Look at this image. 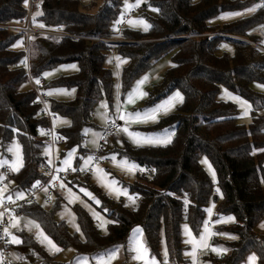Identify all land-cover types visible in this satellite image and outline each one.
Here are the masks:
<instances>
[{
  "label": "trees",
  "instance_id": "16d2710c",
  "mask_svg": "<svg viewBox=\"0 0 264 264\" xmlns=\"http://www.w3.org/2000/svg\"><path fill=\"white\" fill-rule=\"evenodd\" d=\"M254 3L257 0H149L148 4L158 9L156 17L149 19L152 27L147 32L120 28L115 34L111 25L120 14L121 0H102L99 5L96 0L86 5L79 0H40L39 8L36 5L33 10L39 9L42 15L33 23L31 14V26L39 28L43 23L44 30L62 28L70 36L54 41L33 35L27 45L22 32L6 28L26 26L24 0H0V150L4 152L11 140H16L23 160L5 196L15 197L19 191L25 194L36 181H43L45 175L39 167L48 164L43 151L49 146L40 131L47 121L34 104L25 70L11 68L24 58L27 46L35 78H43L44 73L62 64L77 67L73 75L45 82L46 91L74 89L72 100L49 98L51 110L70 122L56 131L64 139V153L75 148L76 159L85 154L82 141L84 131L94 127V107L103 99L109 104L113 97V73L105 66L108 51L128 60L120 71L122 96L154 63L170 55L172 65L161 83L148 92L145 104L151 107L175 90L183 97L170 115L139 128L147 133L174 130L170 144L134 148L126 143L117 154L146 169L132 183L122 182L138 197L137 208L126 209L121 202L110 201L94 190L100 202L97 209L112 221L105 233L78 204L72 211L82 239L70 233L64 222L56 221L54 212L63 200L60 191L52 196L50 208L26 202L14 214L40 224L61 250L71 249L75 256L91 257L123 246L129 231L139 227L150 257L155 256L158 263L164 234L169 264H190L182 256L181 225L185 223L198 234L205 210L214 199L218 217L235 218V223L220 226L216 233L225 232L235 239L213 236L212 243L222 245L227 252L218 258L203 256L202 261L241 264L254 253L257 264H264V233L256 229L264 218V113L258 114L264 109V94L251 90L253 83H264V52L253 46L264 48L256 31L264 24V8L229 22L219 19L222 13L244 12ZM115 35L123 42H110ZM17 40L21 43L14 47ZM222 44L232 47L230 54ZM220 87L249 102L251 119L247 126L238 122L233 103L219 100ZM203 156L215 172V182L201 167ZM148 170H154L155 175L149 176ZM85 180H66L64 185L77 190L75 187ZM17 237L22 241L17 246L26 250L31 264H62L57 254L49 255L32 236L22 231Z\"/></svg>",
  "mask_w": 264,
  "mask_h": 264
},
{
  "label": "snow or ice",
  "instance_id": "6c2138e0",
  "mask_svg": "<svg viewBox=\"0 0 264 264\" xmlns=\"http://www.w3.org/2000/svg\"><path fill=\"white\" fill-rule=\"evenodd\" d=\"M24 2H25V6H27L28 0H24ZM141 3H142V0H135V3H129L128 0H124V5H123V9L121 11L120 17L114 21L113 31H118V29L116 28V25L124 22L123 18L126 16L127 12L131 11L134 8L139 7ZM37 8H39V4H37ZM258 8H264V0H261L260 3H254L251 7L245 8L243 13H241V12L222 13L221 16L219 17V19H229L231 17H237V16H241L244 14H251V13H254ZM151 10L152 11H158V9H156V8H152ZM40 15H42V13L39 11H37L36 13L33 14V16H32L33 23H37L36 17L40 16ZM126 22H127L129 27H135L137 25L141 26L142 30L145 32H147L152 27V25L148 24L142 18H140V19H127ZM38 26L40 28H43L44 24L39 23ZM260 27H261L262 32H264V25H261ZM29 39H31V37ZM20 43L21 42L19 40H17L16 44L13 46L14 47L19 46ZM261 43L264 44V40H262ZM222 47H224V46L222 45ZM115 59L117 61L116 68H120L123 63H126V60H124L120 57H116ZM21 63L24 64L25 67L27 66L26 61H21ZM44 75L48 76V75H50V73H44ZM148 78L149 77L146 75L136 82V84L131 88V90L127 92V94L124 98V104L134 103L137 99H141L145 95H147V93L142 91L141 86L148 80ZM36 83L39 84L40 81L37 80ZM117 87H119V86H117ZM257 87L264 89V85H257ZM72 91H74V89ZM54 93L63 94V95H70L69 92H67L66 90H63V89L49 90L48 92H46L44 94L45 95H53ZM226 95H231V94L226 93ZM231 98L234 101H236L242 107L243 111H242L241 115L247 116L248 112L251 111V105L247 101L241 99L238 96H232ZM177 100H179L181 102L183 100V97L180 95L179 92L173 94L164 102L157 104L152 108L146 109L142 113L139 111L131 113V112H125L122 110V106L120 103V97L117 96L116 97V104L114 105L115 116L112 117L113 127L116 126L115 120H117V119L123 120L125 122V126L122 128H119L118 132L122 131L137 146H140L143 143H147V144L167 143L170 140V135L166 134L164 137L144 135L140 132L129 131L128 125L133 123V122H135V123H147L148 121L155 122L157 119V115L161 111H163L165 114H167V112L170 111L174 107V102ZM100 108L105 110L103 113H100V115H101V118L104 119L105 122H107V120L109 118V114H108L109 105L107 103L101 101ZM53 116H54L53 126H55L56 121L59 120L60 118L56 117L55 114H53ZM63 123H70V122L63 121ZM15 131H16V129H13V132H15ZM40 131H41V134L43 135L44 134L43 130H40ZM85 134H87V131H85ZM51 135L53 137V140H55L56 139L55 134L51 133ZM60 138H63V137H60ZM92 143L95 145L96 141L93 140ZM7 150L10 153H12L14 159L12 160L11 163H9L8 161L0 160V167L7 164L8 168L11 172H13V173L18 172L19 168L22 167L20 145L15 140H13L12 144L8 147ZM75 152H76V149L73 148L72 150H70L66 154L64 159L61 160V162H60L61 167L57 168L56 172L65 171L66 169H72L73 171L77 170L75 168H72V165H71V160H72ZM44 154L45 155L49 154V148H45ZM101 158L103 159V157H101ZM111 159L113 161H115L116 157L113 156V157H111ZM47 163H48L49 167L52 166V160L50 158L47 161ZM118 163H119V166H121L123 169H125L129 172H132L135 170H139L140 172L145 171V169L139 168V166L136 163L129 162L127 158H123V159L119 160ZM203 163L207 164V161L205 160V161H203ZM89 166H91V170L93 172L94 177L97 179V181L99 183H101L109 191V193L115 192L117 196H119L120 194L127 195L126 189H121V188L115 187V185L117 184V181L109 180L107 178V173L103 169H100L99 167H97L94 164V158L91 155L84 158L83 163L80 164V166H79V170L82 172L87 171ZM209 170L211 171V166H209ZM4 179H5L4 174L0 173V181H3ZM213 179H214V173H213ZM56 180H57V176L52 175L51 179L48 182L49 185H51L52 182L56 181ZM60 186L62 189H65V191L67 193L66 198H68L69 203H73L75 200L79 199V197H77L76 194L73 193L70 188H65L64 184H61ZM31 187H32V189H36L37 187H42V186H41L40 181H36L34 184H32ZM42 190L45 192L48 191L47 188H43V187H42ZM6 191H7L6 187L0 188V197H3V193ZM80 191H82L84 193V195H86L94 203H96V204L100 203L95 198V196H93V194L91 192H89L87 189L81 188ZM15 196H16L17 200L24 199V192L23 191L16 192ZM128 198L130 200H132L133 203L135 202V200L132 197H128ZM7 199L9 201H11L12 196L9 195L7 197ZM48 199L51 200V199H53V197H49ZM31 202H32L31 200L28 201V203H31ZM2 203H3V200L0 199V204H2ZM184 203H185V205H187L189 203L187 196L184 197ZM125 206H127V205H125ZM206 211L209 213V215H211L212 208L209 207ZM5 212H8V214H9L10 224L8 227H4L3 233H2V235H0V238H4L5 242L7 244L18 245V244L22 243V241L19 237L14 235L10 229H18L19 230L21 218L19 216L12 215L7 208L4 209V212H0V218H2L4 216ZM91 214L93 215L94 218H99V213L92 212ZM61 218L63 219V217H61ZM74 221H75V216H72V222H73V226L75 228V231L80 232V228L78 226H75ZM228 222L235 223V218L232 216L222 217L220 220L216 221L215 223H228ZM108 223H112V221L105 220L102 222L100 227L103 229L104 225L108 224ZM208 224H209V221L205 220L204 221V228L200 232L198 239L193 237L192 232L189 230L187 225L183 226L184 233L188 237V239H186L184 241V243L191 245V251H186L184 253V255L191 259V264H198V255H197L198 249L210 250L213 253L217 254L218 256L223 255L227 252V249H225L223 247L210 246L208 244L209 237H211L213 235H222V236H227L230 239H235V237L231 236L230 234L223 233V232L216 233V232L211 231L208 227ZM260 227L264 228V222L261 223ZM23 228L25 230H29V231H31L32 229H35V238L37 239V241L39 243H41L45 246L46 250H48L50 254H54L56 252L61 251V249L57 246V244L54 243L47 235H45L44 231L41 229V225L36 223L34 220L25 221ZM141 235H142L141 229L139 227H137V228L133 229L132 235L129 237L128 251L130 253H134V255L131 256V259L134 261H142L143 264H157V258L155 256H151V257L149 256L148 249L146 248L145 244L143 243ZM162 243H163V241H162ZM119 251H120V248L116 247V248L111 249V250H106L105 252L95 256L94 259H95L96 264H111V261L116 258V255ZM6 255L9 258L7 261V264H13V259H19V260L23 259L22 257H14V255L12 253L5 254L3 252H0V264H5ZM88 261H89L88 257H78L74 261V264H88ZM256 261H257V256L255 254H252V255H249L247 257L246 264H256ZM162 264H169V253H168L167 249H165L163 251Z\"/></svg>",
  "mask_w": 264,
  "mask_h": 264
},
{
  "label": "rangeland",
  "instance_id": "374dc122",
  "mask_svg": "<svg viewBox=\"0 0 264 264\" xmlns=\"http://www.w3.org/2000/svg\"><path fill=\"white\" fill-rule=\"evenodd\" d=\"M79 1L82 4H85V5L89 3V0H79ZM101 1L102 0H96V4L99 5L101 3ZM128 2L129 3H135V0H128ZM148 2H149V0H142V3L140 4L139 7L134 8L131 11L127 12L126 16L123 18L124 22H122L121 24L116 25V28L117 29L127 28V29H130V30H133V31L145 32V31L142 30V27L139 26V25H137L135 27H129L126 21H127V19H140V18H142L148 24H150L149 19H152V18L156 17L157 11H152L151 9L154 8V7H151L148 4ZM123 5H124V0H121L120 14H121V11L123 9ZM93 10H95V8ZM37 11H39V9H36L35 8L33 10L32 16ZM120 14H119L118 18L120 17ZM244 15H241V16L243 17ZM238 17H240V16L231 17V18H229V20L237 19ZM113 24L111 25V29L112 30H113ZM113 33L117 34L118 31H113ZM113 38L114 39L111 40V42H113V43H122L123 42V41L122 42H118L119 41L118 40L119 38H118L117 35H115ZM222 45L224 46L223 48L225 49V51H227V53L230 54L231 51H232V47H230V45L228 46L226 44H222ZM106 55H107V59H106V62H105V66L111 68L112 73H113V81H114V87H113V93H112V96L113 97H112L111 101L109 102V104H108V102L105 99L101 100V101H103V102H105V103H107L109 105V108H108L109 118H108V120H110V118H112V117L115 116V107H114V105L116 104V97L119 96L120 97V101H121L122 98H125L124 95L126 96L127 92L131 90V88L136 84V82L138 80H140L142 77L146 76V75H148L149 78H148V80L141 87H142V91L145 92V93H147V95H145L141 99H137L131 105V107H129L131 109L129 111H126V112L134 113V112L139 111V112L142 113L146 109L152 108L155 105L164 102L170 96H172L173 94L179 92L178 90H175V91L171 92L167 98H165V99H163V100L155 103V105H153L151 107H145V105H144V102L149 97L148 92L153 88V86L155 84H159L162 81L161 78H162L163 74L172 65L171 64V57L169 55V56H166V57L160 59L156 63H154V66L150 70H148L145 74H143L142 76H140L139 79H137L136 82L134 84H132V86L122 96V94H121L120 71H121L123 65H125L128 62V60L125 59V58H123L124 60H126V63H123L120 68H116L117 61H116L115 58L118 57L117 54L114 51L110 50V51H108L106 53ZM76 72H77V67H76L75 64H62V66H58V67H56V68H54L52 70L47 71V73H50V75H48V76L43 75V79H44V81L46 83H48V82H50V81H52L54 79H57L58 77L73 75ZM148 81H150V82H148ZM257 85H264V83H261V84L253 83L251 85V90H253L254 92H257L259 94H264V89H262L260 87H257ZM117 86H119V87H117ZM23 88L24 89L27 88V85H24ZM54 89H63V90H66L67 92L70 93V95H63V94H56V93H54L53 95H48L50 98H52L55 101H61V102H63V101L72 100L75 97V92L72 91L73 89H67V88H64V87L63 88H58V87L49 88L46 92H48L49 90H54ZM219 93H220L219 94V97H218L219 100L224 101V102L233 103L235 105V107L238 109V116H237L238 122L239 123H242L243 125H246L247 126L249 124V122H250V119H251V117H250V112L251 111L248 112L247 116H242L241 115V113L243 111L242 107L236 101H234L231 98L232 96H238V97H240V96L238 94H236V93L229 92L224 87H220ZM226 93H229L231 95H226ZM241 99H243V98H241ZM101 101L96 104V106L94 107V110H93L94 114H93V117H92V121H93V123L96 126L102 125L103 123H105V120L102 119L101 118V115H100V113H103L105 111L104 109H101L100 108ZM245 101H247V100H245ZM180 104H181V101H179V100L175 101L174 102V107L170 111H168L167 114H165L163 111H161L157 115L156 121L158 120V118L163 117V116L168 115V114H171V112H174L175 111L174 110L175 107L178 106V105H180ZM132 108H135V109H132ZM262 113H264V109H262V111H260L258 114L262 115ZM120 121L123 123V126H125V122L123 120H120ZM62 122L63 121H59L57 123V126L55 125V128L61 127V125L64 124ZM155 122H152L151 121L149 123L140 124V125H151V124H153ZM140 125H131V126H128L129 127V131L140 132V131H137L136 130V127H139ZM85 131H87V135L89 133H91V134H95L96 133V130H91V129L90 130H85ZM140 133H142L144 135H151V136H158L159 137V133H156V134H153V133H143V132H140ZM12 142H13V140H11V142L7 145V147L5 148L4 152H2L0 150V160L8 161L9 163L12 162V160L14 159V157H13L12 153H10L7 150L8 147L12 144ZM167 143H162V144H147V143H143V145H145V146L146 145H150V146L159 145L160 146V145H165ZM122 146H123V142H121L120 139H116V140H113L112 143H109L108 145H106V148H107V151L108 150L111 151V149H113L114 147H116L117 149H121ZM60 151H61L60 149L59 150H56V149L54 150V154H55V158L56 159L59 158L58 157V154L60 153ZM20 154H21V158H22L21 146H20ZM43 155L46 157V160L47 161L49 160V158L51 159V152L50 151H49V154L48 155H45L44 154V151H43ZM74 156H73V158L71 160V165L72 166L74 165V163H73ZM113 156L116 157V160L113 161L111 163V165H103V164L97 163L96 166L99 167L100 169H103L107 173V178L109 180H115V181H117V184L115 185V187L121 188V189H126L127 190V195L120 194L119 196H117L115 192L109 193V191L101 183H99L97 181V179L94 177V175L92 174L89 178H87V180H85L83 183H81V186L75 187V189H77V190L72 189V192L75 193L77 197H79V199L75 200L76 203H72L70 205V203L68 202V200L66 198V196H67V193H66V196L65 197H63V195H62V199L63 200L62 201H59V203H58L59 209L55 210V212H54V219L56 221H58V222H64L66 224V226L68 227L69 232L77 235L80 239H82L83 236L81 235V232H76L75 231V228H74L73 222H72V216H74V213L72 211V207L74 206V204H78L81 208L82 207L84 208V210L89 214L90 218L93 219V221L97 225H99V229H100L101 233H105L106 227L108 225V224H105L104 227H103V229L100 227V225L102 224V222L105 221V220H107V219H105L104 216L102 215V213L97 209V207L99 206V204L94 203L91 199H89L86 195H84V193L82 191H80L81 188L87 189L89 192H91L93 194V196H95V198L97 200H98V198L96 197V195L94 193V190H96V191L100 192L101 194H103L110 201L121 202L126 209L135 210L137 208V206H138V203H139L138 202V197L135 194L130 193L129 188H127L126 186H124L123 183H132L136 179V177L138 176L137 174L146 173V169L142 167L143 169H145L144 172H140L139 170H135V171L129 172V171L123 169L121 166H119V163L118 162H119V160L123 159V157H119L117 155V153H116L115 150H113V153H112L111 157H113ZM85 157H87V155ZM61 159H64V157L61 158ZM61 159H58V168L61 167V163L59 164V162H60L59 160H61ZM205 160L207 161V164L203 163V161H205ZM129 162H131V161H129ZM200 164H201V167L208 173V175L210 176L211 180L213 182H215V180H216L215 172L212 169V167H211V171L209 170V166H211V165H210L208 159L203 156L200 159ZM22 165H23V160H22ZM4 166H6L8 168V165L7 164L3 165L2 167H4ZM2 167H0V169ZM20 168H19V171H20ZM16 173L17 172H15V173L11 172L12 175L13 174H16ZM213 173H214V179H213ZM10 184L11 183L9 182L8 185H5V187L8 189V186ZM4 194H5V192L3 193V196H5ZM128 197H132L135 200V202L133 203L132 200H130ZM37 200L39 201V198H37ZM53 202H54V200L51 199L49 203H44L43 202V203H41V205L44 206L45 208H47L48 206L50 208L52 206V203ZM125 205H127V206H125ZM209 207L212 208L211 215H209V213L206 211ZM206 210H205V215H204L205 216L204 217V221L205 220H208L209 221L208 227H209V229L211 231L217 232L216 230L218 228H220V226L233 224L232 222H228V223H215L216 221L220 220L222 217H228L230 215L218 217V215L216 214V205H215V202L212 199L209 202ZM92 212L99 213V218H94L93 215L91 214ZM61 217H63V219ZM27 220H28L27 218H22L21 219V223L24 225V222L27 221ZM204 221H203V223H202V225H201V227L199 229L200 232L204 228ZM74 224H75V226H78L76 220L74 221ZM184 225H186V224L185 223L182 224L181 225V228H180L181 238H182V244L185 247V250H184L182 256H183V258H185L191 264V259L189 257H186L184 255V253L186 251H191V245L184 243V241L186 239H188V237L185 235L184 230H183V226ZM135 228H137V227H133L129 231V236H128L127 240H126L125 245H123V246H121V245L114 246V248L119 247L120 248V251L117 253L116 258L111 261V264H143L142 261H134V260H132L131 259V256L134 255V253H130L128 251L129 237L132 235L133 229H135ZM189 230L191 231L190 228H189ZM191 232H192L193 237H195L197 239L199 238L200 232L198 234H194L193 231H191ZM223 233H225V232H223ZM141 234H142L141 235V238L143 240V243L145 244L144 234L142 233V230H141ZM213 236H215V235H213ZM213 236L209 237L208 244L210 246H214V247L215 246L223 247L222 245H220L218 243H212ZM216 236H217L218 240H226V241L232 240V239L228 238L227 236H222V235H216ZM162 241H163V243H162ZM165 243H166L165 236L163 234L162 237H161L160 245H159V248H160V250H159V253H160V262L158 263V261H157V264L162 263V261H163V251L165 249L168 250V248L166 247V244ZM114 248H111V249H114ZM111 249H109V250H111ZM198 250H200L202 252L203 256L210 255L212 258H218V257L221 256V255L218 256L217 254L213 253L210 250H203V249H198ZM103 252H105V251H101V252H99V254H101ZM148 252H149V250H148ZM99 254H96V255L91 256V257H88L86 255H84V256L76 255L75 256L73 250L68 249V250H64L62 252V254L58 257V259L61 262H63V263L74 264V261L78 257H88L89 258L88 264H96L94 257L97 256V255H99ZM252 254H254V253H252ZM246 261H247V258H246ZM202 264H210V262H208V261L204 262L203 261Z\"/></svg>",
  "mask_w": 264,
  "mask_h": 264
},
{
  "label": "built area",
  "instance_id": "2783aa9c",
  "mask_svg": "<svg viewBox=\"0 0 264 264\" xmlns=\"http://www.w3.org/2000/svg\"><path fill=\"white\" fill-rule=\"evenodd\" d=\"M40 0H28V5H27V18H26V26L25 27H6L10 31H17V32H22L24 35V38L26 39V44L28 45L30 41V37L33 35H40L43 37H47L48 39L51 40H58L61 37H69L70 35H67L62 31V28H56L54 30L46 29V30H38L34 29L31 26L30 17L32 14L33 8L38 4ZM261 0H257V3H260ZM253 45V44H252ZM255 46L257 49L262 50L264 52L263 47H259L256 45ZM21 61H26L27 66L25 67L24 64L21 63ZM12 69H24L26 73V79H27V84L29 85L31 91H33L34 94V104L39 108V113L46 119L47 125L43 128V142L47 144L50 149H51V160H52V166L49 167L47 164L46 166H41L39 167V171L45 175V179L43 181H40L41 186L43 188H47L48 191L45 192L42 190V187H37L36 189L29 188V190L24 194V199L17 200L16 197H12V200L9 201L7 199V196H3L0 199L3 200V203L0 204V212H4V209L7 208L9 212L12 215L14 214V211L16 208H18L22 203H28L29 200L32 202H35L36 199L40 196L44 197L46 201H48L49 197H52L56 191H61V184H64L66 180H84L89 178L93 172L91 170V166L88 167L87 171H80L79 166L80 164L83 163L84 157L80 156L75 163V166L72 168L77 169L76 171H73L72 169H66L65 171H60L56 172L57 167V162L55 159V154L54 150L57 147H63L64 144V139L60 138L61 136L58 135L55 126H53V120L55 114L56 117H58V114L55 113L54 111L51 110L50 108V98H48V95H45L46 93V83L42 77L35 78L31 75V69H30V53L28 51V46L26 47L25 50V56L21 60L17 61L16 63L11 65ZM39 80L40 83L37 84L36 81ZM46 109V110H45ZM115 127H113V121H111L109 124L105 126V128L102 130L100 134V138L98 141V145L95 148L93 152H90L87 154V156L91 155L94 158V164L96 165L97 163L103 164V165H111L113 160L110 158L109 152L107 151L106 145L110 139H113L119 132L118 129L122 128L121 124L115 121ZM51 133H54L56 136V139L53 140V137ZM103 157V159L101 158ZM0 173L4 174L5 179L3 181H0V188H4L5 185H8V183L12 179V174L9 171V169L4 166L0 169ZM149 176H154L155 172L152 170L147 171ZM52 175L57 176V180L53 181L51 185H49V180L51 179ZM10 224V219H9V214L8 212H5L4 216L0 218V235L3 233L4 227H8ZM11 250V244H7L5 242L4 238H0V252H3L5 254L10 253ZM197 254L199 255L198 257V264H201V257L202 252L200 250L197 251ZM8 257L6 255L5 259V264H7Z\"/></svg>",
  "mask_w": 264,
  "mask_h": 264
},
{
  "label": "crops",
  "instance_id": "0c3cea01",
  "mask_svg": "<svg viewBox=\"0 0 264 264\" xmlns=\"http://www.w3.org/2000/svg\"><path fill=\"white\" fill-rule=\"evenodd\" d=\"M241 13H243V12H241ZM246 15V14H245ZM242 16H240V17H238V18H241ZM237 18V19H238ZM233 20H235V19H233ZM220 21H222V22H229V21H231V20H229V19H220ZM264 25V24H263ZM34 29H38V30H44V29H42V28H34ZM256 31H258V34L262 37L261 38V41L262 40H264V32H262V30H261V27H259V29H257ZM232 39H236V40H241V41H244L243 39H239V38H237V37H232V36H230ZM111 42V41H110ZM118 42H122V41H118ZM113 43V42H112ZM263 46H264V44H262ZM142 76V75H141ZM148 76V75H147ZM139 79V78H138ZM162 79V78H161ZM151 81V80H150ZM150 81H148V82H150ZM136 82V81H135ZM134 82V83H135ZM133 83V84H134ZM161 83V82H160ZM159 83V84H160ZM155 85H158V84H155ZM154 87V86H153ZM182 95V94H181ZM124 97H125V95H124ZM147 100V99H146ZM120 103H121V106H122V110L123 111H129L131 108H129V107H131V105L133 104V103H130V104H124V98H122L121 99V101H120ZM146 102H144V105H145V107H147L146 106V104H145ZM179 106V105H178ZM177 107V106H176ZM175 107V108H176ZM132 109H135V108H132ZM175 110V109H174ZM172 113V112H171ZM94 114V113H93ZM168 115H170V114H168ZM165 116H167V115H165ZM165 116H163V117H165ZM163 117H160V118H163ZM160 118H158V120L160 119ZM59 121H67L66 119H64V120H62V119H59V120H57L56 121V123H55V125L57 126V123L59 122ZM111 121H113L112 120V118H110V120H107V122H105V123H103L102 125H98V126H96L94 123V127H93V129H91V130H96V133L95 134H91V133H89L88 135L87 134H85V137H84V139H83V141H82V147L85 149V156L87 155V154H89L90 152H93L94 150H95V148L97 147V145H98V141H99V138H100V133H101V131L105 128V126L107 125V124H109ZM116 122H118V123H120L121 124V127H124L123 126V123L119 120V119H117V120H115ZM149 122H151V121H148L147 123H149ZM157 122V121H156ZM156 122L155 123H153V124H156ZM63 123V122H62ZM67 123H64V124H62L61 125V127H63L64 125H66ZM140 124H146V123H135V122H133V123H131V124H129L128 126H131V125H140ZM153 124H151V125H153ZM145 126H150V125H140L139 127H136V130L137 131H140V132H143V133H147V132H145V131H143V130H140L139 128L140 127H145ZM56 129V128H55ZM57 130V129H56ZM87 130H90V129H87ZM170 132V133H169ZM156 133H159V137H164L166 134L167 135H170V140H169V142L167 143V144H165V145H160V146H166V145H168V144H170L171 143V139L173 138V136H174V130H169V129H163V130H161L160 132H156ZM156 133H153V134H156ZM116 139H120L121 140V142H123V146L121 147V149H117L116 147H114L113 149H111V151L110 150H108V152H109V155H110V158H111V155H112V153H113V150H115L116 151V153L118 154V152L120 151V150H122L123 149V147H124V144H126V143H128L130 146H132V147H134V148H141V147H156V146H159V145H156V146H150V145H143V144H141L140 146H137L136 144H134L122 131L121 132H119L113 139H110V141H108V143H107V145L109 144V143H112V141L113 140H116ZM93 140H95L96 141V144L94 145L93 143H92V141ZM64 147H57L56 148V150H61L60 151V153L58 154V159H61V158H63V157H65V155H66V153H68L69 151H65V153H64V149H63ZM49 151L51 152V149H50V147H49ZM75 156H74V161H73V163H74V165L72 166V167H74L75 166V163H76V160H78V159H76L77 158V152H75V154H74ZM81 156H83V155H81ZM56 159V158H55ZM58 159H56V162H57V167H58ZM61 160H63V159H61ZM61 160H59L60 162H61ZM60 162H59V164H60ZM65 188H70L69 186H67V184H66V186H65ZM71 189V191H72V188H70ZM8 190V189H7ZM6 193H7V191L5 192V194L4 195H6ZM60 193H61V195H63V197H65L66 196V191H65V189H62L61 188V191H60ZM8 197V196H7ZM16 197V196H15ZM39 198V201L36 199V201L35 202H38V203H49L50 202V200H48V201H46L45 199H44V197H42V196H40V197H38ZM67 200H68V198H67ZM73 203H76V201H74ZM72 203H70V205H71ZM47 208H49V206L47 207ZM16 216H19L21 219L22 218H27L26 216H23V215H16ZM28 220H31V219H29V218H27ZM262 222H264V218H263V220L256 226V229H257V231L258 232H260V233H264V228H261L260 227V225H261V223ZM24 232V233H26L27 235H30V236H32L33 238H34V240L36 241V243L38 242L37 241V239L35 238V229H32L31 231H29V230H25L24 228H23V224L21 223L20 224V227H19V230L18 229H11V232L14 234V235H16L17 236V234L18 233H20V232ZM54 242V241H53ZM55 243V242H54ZM38 244L45 250V251H47V253L49 254V255H53V254H50L49 253V251L48 250H46V248H45V246L43 245V244H41V243H39L38 242ZM13 245V247H12V249L10 250V253H12L13 255H14V257H22L23 259L22 260H19V259H13V264H31V261L30 260H28L27 259V257H26V254H27V252H26V250L24 249V248H19L17 245H15V244H12ZM60 248V247H59ZM224 248V247H223ZM61 249V248H60ZM62 252H63V250H61V251H59V252H56V253H54V255L55 254H57V257H59L61 254H62ZM252 254V253H251ZM198 255V254H197ZM198 257H199V255H198ZM201 257V264L203 263V261H202V257H203V254H202V256H200ZM247 258V257H246ZM59 260V259H58ZM60 261V260H59ZM61 262V261H60ZM62 264H69V263H63V262H61ZM241 264H246V259H245V261L244 262H242ZM256 264H257V261H256Z\"/></svg>",
  "mask_w": 264,
  "mask_h": 264
},
{
  "label": "bare ground",
  "instance_id": "6f19581e",
  "mask_svg": "<svg viewBox=\"0 0 264 264\" xmlns=\"http://www.w3.org/2000/svg\"><path fill=\"white\" fill-rule=\"evenodd\" d=\"M48 98H49V96H48ZM102 132V131H101ZM101 134V133H100ZM64 147V146H63Z\"/></svg>",
  "mask_w": 264,
  "mask_h": 264
},
{
  "label": "water",
  "instance_id": "95a60500",
  "mask_svg": "<svg viewBox=\"0 0 264 264\" xmlns=\"http://www.w3.org/2000/svg\"><path fill=\"white\" fill-rule=\"evenodd\" d=\"M214 200V199H213ZM215 201V200H214Z\"/></svg>",
  "mask_w": 264,
  "mask_h": 264
}]
</instances>
